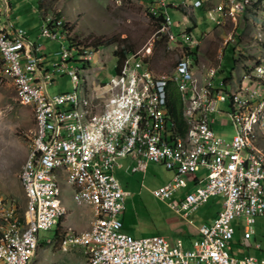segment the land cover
Segmentation results:
<instances>
[{"label":"built area","instance_id":"obj_1","mask_svg":"<svg viewBox=\"0 0 264 264\" xmlns=\"http://www.w3.org/2000/svg\"><path fill=\"white\" fill-rule=\"evenodd\" d=\"M244 2L195 0L193 4L190 2V6L203 7L211 20L224 25L222 6L237 9L239 16H243ZM169 8L155 0L151 10L160 24L170 28L171 45L184 47V40L193 39L191 47H195L201 39L189 35L186 27L181 30L179 40L172 28ZM11 14V0H0V69L9 71V66H17L21 77H27L31 97H38V106L44 112L46 137L36 147L28 175L29 184L35 191L37 227L25 246L16 244L19 227L16 221L5 225L11 228V235L1 234L0 228V243H7V252H0V264H33L30 254L43 239L41 232L54 224H61L59 212L51 207L55 194L54 173L60 163H70L72 170L83 171L84 179L86 174L96 175L98 212L107 204L103 202L105 189L113 191L115 215L108 224L98 225L99 234L91 239H79L73 232L58 237L60 247L66 250L70 249V243H79L81 250L91 256V264H264V258L256 255L237 256L231 252L237 230L233 221L245 218L243 239L244 243L250 244L256 217L264 216V158L256 156L242 144L237 128V101L227 97V89L220 87L224 85L223 81L215 79L217 73L209 80H202V74L195 72L191 56H185V60L177 63L184 64V72H179V77L173 79L180 82L182 115L186 122L189 118H198V128L187 130L184 135L172 134L167 126V85L170 81H159V76L151 72L149 63H143L146 84L137 87L135 104H131V112H128V116H132V124H138V131H143L146 137L143 150H136L135 135L127 143H120V135L128 127L123 126L120 111L128 103L122 101V94L119 93V72L107 81L95 80L89 105L96 106V113H90L88 119L89 136H79L78 128L72 122L70 92L51 94L48 91V86L57 75L74 76L70 72L71 54L61 51L58 45V49L54 50L58 51V57L52 60L50 55L54 51L51 45L55 43V36L47 32V21H41L33 37L26 28L12 20ZM48 21L60 26L57 17ZM103 67L99 66L100 69ZM256 76L264 77V66ZM192 79H199V88H192ZM247 87L255 91V100L249 108L258 109V102H264V88L255 87L252 81ZM142 93H149V101H142ZM189 95H197L194 110H187ZM31 97L27 101H31ZM226 103L227 112L221 109V105ZM133 105H146V112L132 113ZM204 110H212L211 121H204ZM217 114L228 116L234 124L236 133L232 139L215 132ZM142 115L152 116L149 129L140 127L139 118ZM96 150H103V157H96ZM128 155L135 159L133 172H146L151 161L161 163L173 172L171 180L153 189L152 193L158 199L167 201L173 210L196 226L197 238L190 248H185L181 240L171 243L161 234L137 237L124 230L121 216L129 193L122 187L115 169L119 159ZM188 157H195V164H188ZM201 170L206 171L203 177L199 174ZM70 183L74 190V180ZM190 184L192 188L182 193ZM213 196L222 199L221 209L213 221L196 225L189 214ZM0 206L3 211H12L10 201L1 192ZM87 246H94V253H87ZM112 254H128V262H112Z\"/></svg>","mask_w":264,"mask_h":264},{"label":"rangeland","instance_id":"obj_2","mask_svg":"<svg viewBox=\"0 0 264 264\" xmlns=\"http://www.w3.org/2000/svg\"><path fill=\"white\" fill-rule=\"evenodd\" d=\"M194 1L167 0L172 4L169 6V13L173 19V31L181 40V30L192 26L194 22L192 17H196L197 25L193 31L195 36L201 39L200 63L197 66L202 79L208 75L211 68L221 64L220 66L223 65L225 68V73L219 74L216 80L220 81L230 71L232 79L220 87L229 90L237 88L245 74L264 54V3H260L259 6L250 5L243 16H240L237 24L226 18L225 24L221 25L211 20L206 12L192 8L190 2L193 4ZM12 3L14 5L11 16L14 22L33 33L38 31L45 13L70 23L74 37L87 44L94 46L97 40L114 41L99 49L95 47V52L89 60L90 67L85 68L87 64L80 69L78 83L80 93L93 89L95 80L107 81L115 74L116 50L132 49L126 57L139 51L145 52V61L151 68L167 75L174 72L182 52L183 46L171 45L166 36L157 31V22L150 16L148 12L150 4L145 0H12ZM177 3L180 4L179 7L176 6ZM202 10L205 11L204 8ZM230 34L234 40L231 38L227 40ZM64 44L69 46L68 41ZM58 45L61 48L60 41L53 42L51 50L58 49ZM57 53L58 51L51 53L50 58L57 59ZM232 55L237 60L234 66L230 63ZM100 65L104 67L100 69ZM244 84H248V80ZM74 88L69 75L59 74L48 86V91L55 94L72 91ZM221 109L229 111L228 104L221 105ZM214 129L218 135L228 140L236 133V128L228 116L220 114H217ZM36 130L33 108L20 102L11 80L0 81V192L6 195L7 201H10L12 210L3 211L1 207V212L9 218L22 217L25 212L26 195L20 180V172ZM260 141V146L264 150V135ZM118 162L120 166L116 167L115 174L124 190L129 193L126 197V209L121 216L125 222L124 230L137 237L161 234L171 243L181 240L185 248H190L193 240L197 238L195 225L173 210L167 201L158 199L152 193L153 189L171 180L173 172L155 161L149 162L146 172H133L132 166L135 162L130 158H121ZM205 172L201 170L200 176L203 177ZM60 185L61 198L67 209L66 215L60 221L62 223L65 218L64 226L57 224L52 230L41 232L44 240L46 238L50 240L41 241L33 264H88L80 245L71 246L69 250L63 249L60 247L58 237L68 232L80 234L89 230L94 219V208L75 200V190L63 175L60 177ZM191 188L190 184L182 193ZM221 201L218 196L211 197L208 202L191 212L189 218L196 225L213 219L221 209ZM239 222L240 226L237 225ZM233 223L238 227L235 237L239 239L244 233L245 218L235 219ZM253 229L252 241L257 237L263 244V249L255 250L254 254L263 258L264 216L256 217Z\"/></svg>","mask_w":264,"mask_h":264},{"label":"bare ground","instance_id":"obj_3","mask_svg":"<svg viewBox=\"0 0 264 264\" xmlns=\"http://www.w3.org/2000/svg\"><path fill=\"white\" fill-rule=\"evenodd\" d=\"M158 4L163 6H170L167 0H157ZM184 3V1L182 2ZM264 3V0H245L243 3V13L248 9L250 5H257ZM178 4V3H177ZM186 3H184L185 5ZM188 4V3H187ZM180 4L176 5L179 7ZM181 7V6H180ZM154 13V12H153ZM222 16L229 18L235 24L238 23L239 11L237 9H230V6H222ZM49 18H56L51 14L43 15V21L46 22V30L49 34L55 36V41L61 42V51H67L71 54L70 58V72L72 75L74 90L69 91V107L72 112V122L78 128L79 136H89V121L90 113H96V106H90V99L92 97L93 89L88 92L80 93L78 91V83L80 81V69L84 68V65L89 63L92 54L95 52V46L87 44L85 41L74 37L71 24L64 21L60 17L57 19L60 22L59 25H55L54 21H48ZM159 32L166 36L171 42L170 28H167L164 24H160ZM189 35H195L193 29H188ZM233 39V35L230 34L228 39ZM184 42V47L193 46V39ZM68 41L69 46H65L64 42ZM185 41V40H184ZM200 43H195V46H200ZM86 48V49H85ZM151 48V47H148ZM194 59V58H193ZM185 60V56L178 59ZM83 62V64H82ZM143 63L145 61V52L139 51L129 57L123 59L122 63L118 66L116 72H119L118 87L119 93L122 94V101L124 103V110L120 111V119L123 120V126H128L120 135V143H127L130 138L135 135L136 150H143L146 146V137L143 135V131H138V124H132V116H128V112H131V104H135V97H137V87H143L146 84V75H143ZM80 64V66H78ZM192 65H195V72H199L198 66L192 60ZM221 65V64H220ZM220 65L211 68L202 80H209L220 70ZM264 66V54L259 60L251 67L242 82L237 85V88L231 90L227 89V97L233 101H237L236 119L237 128L239 129V137L248 150H251L253 154L260 158H264V150L260 146V139L264 135V102H258V109H250L255 100V91L247 87L249 82L252 81L257 88H264V77L256 76L263 71ZM151 72L154 75L159 76V81H170L179 77V72H184V64H176L174 72L167 75L160 72H156L151 68ZM136 73V79H135ZM248 84H244L247 80ZM0 80H11L16 88L18 98L21 103L30 105L35 113L37 130L32 141V146L29 149L27 158L20 172V180L24 193L26 195L25 212L22 217L14 216L12 218L7 217L5 213L1 212L0 206V228L1 234L11 235V228L5 227V225H11L12 221H16L18 227L16 244L17 246H25L33 231L37 227V216L34 211L35 191L29 184V174L32 167V158L34 157L36 147L46 137V125L44 122V112L38 106V97H31V89L28 87L27 77H21L17 66H9L7 69H0ZM180 90V82L175 81ZM192 88H199V79H192ZM182 95V94H181ZM31 97V101H27ZM242 99V100H241ZM142 101H149V93H142ZM197 103V95H189V101H187V110H194V106ZM146 112V105H133L132 113ZM212 110H204V121H211ZM152 123V116L142 115L139 118V125L142 129H149ZM187 130H197L198 118H189L187 121ZM96 157H103V150H96ZM188 164H195V157H188ZM65 176L67 182L71 185L70 181L74 180L75 200L81 204H88L94 208V219L92 226L89 230L83 231L80 234H73L79 239H91L96 234H99L100 224H108L111 217H114L116 211V201H112L113 191L112 189H105L103 194V202L107 204L98 212L99 200L96 196V175L86 174V179L83 177V171L72 170L70 163H60L56 172L54 173V186L55 194L54 199H51V207L55 212H59L60 220L66 215L67 209L62 201L60 177ZM72 186V185H71ZM54 224L48 230H52ZM45 240L49 241L50 238ZM42 239L41 241H45ZM40 242L36 244L32 254H30V261L33 263L37 249ZM80 245L79 243H70L71 246ZM65 249V248H63ZM0 252H7V243H0ZM85 252V251H84ZM87 253H94V246H87ZM87 263L91 264V256L86 254ZM112 262L114 263H126L128 262V254H112Z\"/></svg>","mask_w":264,"mask_h":264},{"label":"trees","instance_id":"obj_4","mask_svg":"<svg viewBox=\"0 0 264 264\" xmlns=\"http://www.w3.org/2000/svg\"><path fill=\"white\" fill-rule=\"evenodd\" d=\"M145 1H147L150 4V7H149L150 9L148 10V12H149L150 16L152 17V19H154L157 22V31H158L160 28V23L157 21L158 19L154 16V13L151 11V7L154 4L155 0H145ZM39 4H40V2H39ZM40 7H41V5H40ZM199 9L201 12H205L204 10H202L203 7H200ZM192 19L194 22H193L192 26L188 27L189 30L194 29V26L197 25V23H196L197 18L192 17ZM113 42L114 41H112V40H106V41H101V40L98 41L97 40L94 42V46L97 49H99L100 47L108 46V45L112 44ZM199 49H200L199 46H197V47H191V46L183 47L182 52L178 58L180 59L184 56H186V57L191 56L192 60H194V63L199 64L200 63ZM131 50L132 49H130V48H128V49L124 48V49H120V50L115 51L116 58H117L116 70L118 69V66L122 63L123 59L126 57L128 52ZM234 52H235V48L233 49V53ZM233 55H232V58L230 61L232 66H234L235 62L237 61ZM88 67H90L89 63L85 68H88ZM224 73H225V68L222 67L218 71L215 79H217V76L219 74H224ZM231 79H232V71L226 73L220 81H223L224 84H227L228 82L231 81ZM167 90H168V94H167V122H168L167 126H168V130L172 134L177 133L180 135H184V134H186V131L188 129V125H187V122L182 115V106H183L182 105V95L180 93L179 87L177 86L175 81L170 80V83H168V85H167ZM165 136L167 137L166 134H165Z\"/></svg>","mask_w":264,"mask_h":264},{"label":"crops","instance_id":"obj_5","mask_svg":"<svg viewBox=\"0 0 264 264\" xmlns=\"http://www.w3.org/2000/svg\"><path fill=\"white\" fill-rule=\"evenodd\" d=\"M11 2H12V0H11ZM13 3H12V10H13ZM42 11H43V9H42ZM45 14V13H44ZM43 14V15H44ZM40 15V14H39ZM11 18H12V16H11ZM13 20V19H12ZM14 21V20H13ZM32 35H34L35 33H33L31 30H28ZM88 70V69H87ZM127 158H130L131 159V161H134L135 162V159L133 158V156H131V155H128L127 157H124V158H122V159H127ZM121 159V158H120ZM120 166V164H119V162H118V166L117 167H119ZM116 170V169H115ZM218 213V212H217ZM217 213L215 214V216H214V218L216 217V215H217ZM259 217V216H258ZM213 218V219H214ZM213 219H210L209 221H206V222H211V221H213ZM65 220V218L62 220V223H61V226H64V221ZM61 221V220H60ZM255 222H256V220H255ZM90 224H91V220H90ZM237 225H241V223L239 222V223H237ZM90 226V225H89ZM88 226V227H89ZM235 227H236V229L238 228L236 225H235ZM195 228H196V226H195ZM245 228V227H244ZM244 231V230H243ZM236 232H237V230H236ZM244 234V233H243ZM196 235H197V229H196ZM236 235V234H235ZM253 236L254 235H252V237L249 239V243L250 244H246V243H244V239H243V235H240V237H239V239H236V237L234 236V239H233V241H232V248H231V252L233 253V254H235V255H237V256H244V255H246V254H253V255H256V254H254V251L255 250H262L263 249V244H261V242H259V240H258V238L257 237H255L254 238V241H252V238H253ZM236 245V246H235ZM235 246V247H234ZM256 256H258V257H262V256H259V255H256ZM264 258V257H263Z\"/></svg>","mask_w":264,"mask_h":264}]
</instances>
